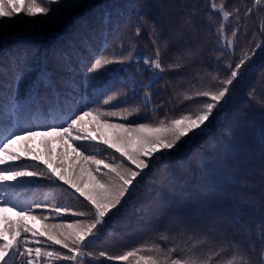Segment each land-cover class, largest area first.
Wrapping results in <instances>:
<instances>
[{"label":"snow or ice","instance_id":"1","mask_svg":"<svg viewBox=\"0 0 264 264\" xmlns=\"http://www.w3.org/2000/svg\"><path fill=\"white\" fill-rule=\"evenodd\" d=\"M61 3L0 0V33L20 14L34 18L32 25L38 27L41 18L48 17L53 6ZM208 3L220 20L216 22L209 15L205 27L198 29L195 12L181 10L174 17L164 0H156L164 21L158 25L137 13L134 32L129 33L125 26L127 51L123 38H117L109 51L107 37L99 48L84 38V52L70 42L71 56L64 49L54 50L62 70L71 75L55 78L47 69L39 71L30 87L25 84L24 96L20 95V85L28 67L26 51L8 54L7 63H0V264H89L98 258L123 264L130 260L135 264H264V201L257 206L252 197L242 198V203L256 207L254 214L259 218L255 225L242 222L240 214L229 216L216 211L209 198L197 195L193 199L167 169L160 183L167 181L176 192L167 197L163 188L154 194L141 192L142 182L158 170L165 156L207 134L257 51L264 50V9L257 7L264 0H252V6L243 9L230 6L228 0ZM79 6V0L69 5ZM254 13L261 18L250 33L246 21ZM229 21L233 22L230 30ZM101 22L111 24V13H105ZM145 26L151 28V55L138 52L131 42L133 36H141ZM207 53L211 55L206 60ZM71 57H75V63ZM113 65L116 67H110ZM108 71L115 72V77L102 81L101 75ZM255 71L247 96L264 108V98L256 95L258 88L264 91V65ZM144 73H148L146 82L137 79ZM166 73L173 76L166 78ZM162 79L164 84L160 85ZM38 86L50 89L51 96H40ZM161 88L172 90L169 102L174 99L175 106H183L182 111L173 115L165 110L163 116L159 115L163 105L152 103V93ZM86 118L96 129V136L88 134ZM140 119L151 122H137ZM226 134L231 136L232 130ZM37 138L48 157L43 165L25 159H41L32 147ZM57 142L59 149L53 146ZM260 145L264 160V129ZM54 152L57 167L52 166ZM69 155L74 162L70 176L58 171ZM194 158L202 161L199 153ZM77 160L79 163H75ZM259 175L264 184V166ZM85 177L90 186H85ZM44 188L49 191L38 198L36 193ZM198 188L200 193L211 192L206 176ZM27 189H32L33 197L24 199L21 193ZM56 192L65 194L62 202H56ZM142 195H150V199L137 209L140 219L159 208L164 223L155 236L170 246L162 247L154 239L122 255L109 256L101 251L97 256L89 251L120 221L129 202ZM72 200L86 210L76 211ZM185 201L194 206L189 207ZM38 219L59 222L45 223L42 230H37L30 222Z\"/></svg>","mask_w":264,"mask_h":264},{"label":"trees","instance_id":"2","mask_svg":"<svg viewBox=\"0 0 264 264\" xmlns=\"http://www.w3.org/2000/svg\"><path fill=\"white\" fill-rule=\"evenodd\" d=\"M73 0H62L60 5H54L48 17L41 18L42 22L38 23V27L32 25L34 18L20 14L19 19L13 18L12 23L7 29L0 33V63H7L8 54L17 50H24L28 56V67L25 69V80L20 85V95L24 96L27 92L25 84L31 86V81L37 77L39 71L47 69L55 74V78L70 76L71 73L64 72L58 61L54 58L53 52L57 49H64L69 52L70 56L73 51L69 47L71 42L77 50L84 52L82 40L87 38L96 48H99L103 40L109 39V51L115 46L117 38H123L126 45L129 43L127 37L124 36L125 26L127 25L129 33L134 32L135 21L139 15L145 16L148 20L155 21L158 25L164 21L161 11L155 6L156 0H79V7H69ZM168 6L169 14L176 16L181 10L195 12V22L197 28L205 27L209 15L216 22H219V14L213 13L210 9L208 0H164ZM220 3V0H216ZM229 5H239L242 9L252 6V0H228ZM191 5L190 8L186 6ZM264 9V4L257 6ZM105 13H111L112 23L105 24L101 22V18ZM260 16L255 13L246 21L249 32L256 27L260 20ZM129 20L132 23L129 24ZM7 23V20H5ZM229 21V30L232 25ZM87 24V27L84 25ZM118 26V27H117ZM109 29L112 30L109 36ZM205 30H209L205 28ZM151 28L145 26L142 28L140 37H132L131 42L137 47V51L145 55L153 53V45L149 33ZM55 33V38L53 37ZM77 33L81 36L77 37ZM166 34V33H165ZM211 53L206 54L207 57ZM75 63V57H71ZM168 62V61H166ZM264 65V50H258L253 58L251 67L245 73L242 80L237 82L232 98L223 108L219 119L213 120L206 135L193 138L189 144L180 151L165 156L161 163L158 164V170L151 177H146L142 182L141 192L154 194L163 188L165 196L177 191L176 188L167 184V181L161 185L162 174L165 169L170 171L176 178L177 182L183 185L185 192H191L193 199L197 195L209 198L214 204L216 211L226 213L229 216L240 214L242 222H248L255 225L258 223L256 207L247 203H242V198L252 197L253 201L259 206L264 201V184H261L259 170L264 166V160L261 159V131L264 129V108L260 107L256 100H249L247 92L249 86L256 78V68ZM206 66H208L206 64ZM115 68L116 66H110ZM135 67V65H132ZM143 68V64H140ZM116 73L108 71L101 75L102 81H111ZM148 73L138 76L137 79L146 82ZM172 73H166V78H171ZM3 81H0L2 83ZM160 85L164 84L162 79ZM57 87L62 86L57 84ZM116 87H121L119 84ZM37 92L40 96H51V90L44 86H38ZM153 104H162L159 115L163 116L165 110H169L175 115L182 111L183 106H175L176 101L172 97L170 88H161L160 91L153 90ZM258 98H264V91L257 89ZM139 99V97H137ZM195 103V102H190ZM124 107V105H121ZM147 111V110H146ZM139 123H148L149 120L140 119ZM88 134L97 135L96 129L92 124L86 123ZM231 129L232 135H227V131ZM101 131H106L101 128ZM99 139V138H98ZM102 142V141H101ZM54 148L59 149L61 146L57 142ZM75 146V145H73ZM20 147V146H18ZM40 155L39 161H32L31 157L25 159L29 162H35L43 165V161L48 159L40 145V138H37L33 144ZM199 153L202 161L194 158V154ZM108 155V153H105ZM56 153H53V167H57L55 160ZM64 168H58V171H65L67 175H71L73 171V160L71 155L63 161ZM79 163V161H75ZM35 170V169H29ZM207 178L211 183V192L200 193L198 186ZM235 177V180L231 179ZM85 186H90L85 177ZM242 184H248V187H241ZM49 189L44 188L36 193L38 198H43L44 193ZM56 202H62L65 194L54 193ZM24 199L32 198V189H27L21 193ZM150 199V195H142L140 198H133L127 205L126 212L121 213L120 221L108 230L107 235L101 238L100 242L89 248L94 254L104 251L109 256L122 255L125 251L133 247L150 244L154 239L161 243L162 247H169L170 244L159 241L155 233L162 229L164 218L159 208H153L150 213L146 214L145 219H140V213L137 209L142 205H146ZM178 199V197H177ZM76 211L86 210L79 202L72 200ZM189 207L194 206L193 203L185 201ZM37 216L42 215L40 212L34 213ZM6 215L11 216V213ZM49 215V213H43ZM55 220H36L30 224L37 230H42L45 223H57ZM71 223V220L66 221ZM255 231V228H253ZM119 234V235H116ZM147 254V253H142ZM89 264H123V262H115L107 258H98L96 261H89ZM128 264H135L134 260H130Z\"/></svg>","mask_w":264,"mask_h":264}]
</instances>
